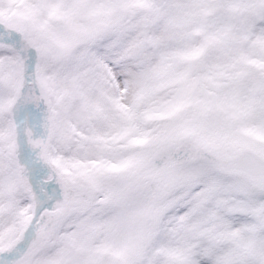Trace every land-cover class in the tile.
Wrapping results in <instances>:
<instances>
[{"label":"snow or ice","instance_id":"snow-or-ice-1","mask_svg":"<svg viewBox=\"0 0 264 264\" xmlns=\"http://www.w3.org/2000/svg\"><path fill=\"white\" fill-rule=\"evenodd\" d=\"M237 3L246 11L242 34L249 42L264 41V0H219L211 5L217 9L211 33L218 35L232 22L229 10ZM140 7L146 15L137 16L136 6L130 5L131 18L119 28L98 33L69 52L39 25L27 32L0 26V89L22 91L28 74L35 77L45 67L66 83L80 85L86 99L102 100L121 114V134H142L152 119L141 111L143 102L164 85V69L173 58L201 57L206 45L190 53L168 49L176 19L193 10L186 0ZM42 8L56 15L67 14L68 6L46 3ZM223 51L209 50L199 73ZM74 112L68 111L69 119ZM245 121L258 126L255 134H246L254 140L237 139L225 151L213 140L177 139L156 154L151 176L133 173L136 178H122L119 184L106 175H79L80 153L88 145L65 131L67 159L53 160L51 166L32 160L24 169L9 167L7 194L0 199L7 223L0 233L15 225L22 237L0 244V264H90L96 233L115 236L120 230L102 219L116 203L131 209L126 222L138 234L137 250L123 264H160L162 250L170 256L166 264H264V106L246 109ZM17 174L26 177L23 184ZM145 184L151 188L147 194Z\"/></svg>","mask_w":264,"mask_h":264},{"label":"rangeland","instance_id":"rangeland-1","mask_svg":"<svg viewBox=\"0 0 264 264\" xmlns=\"http://www.w3.org/2000/svg\"><path fill=\"white\" fill-rule=\"evenodd\" d=\"M218 2L193 0V10L184 21L192 23V36L202 39L206 45L201 57L211 49H222L223 55L199 76L189 75L181 81L165 79V90H172V94L160 101L162 111L151 116L142 134H121V114L114 113L102 100L86 99L80 85L66 83L45 68L39 71L42 77L35 76V82L40 105L45 108L40 118L41 127L50 136L49 155L44 160L47 165L51 166L53 160L67 159L63 155L65 131L88 145L80 153L78 174L106 175L113 184H119L122 178L151 176L158 163L156 154L177 139L205 144L213 140L225 151H229L237 139L250 140L252 136L246 134H255L258 126H249L245 121L246 109L250 107L247 101L264 90V41L249 42L240 30V23L234 20L218 35L212 34V24H207V20L216 15L217 9L211 5ZM46 3L68 6L67 14L48 15L42 8ZM85 3L86 0H0V22H11L8 17L18 13L14 9L23 6L22 12L31 19L29 29L37 25L46 28L57 47L68 52L99 33L82 19ZM196 5L203 7L196 9ZM33 8L38 11L34 12ZM125 11L128 12V8ZM173 34L176 38L185 37L180 27H176ZM2 41L0 36V46ZM13 100V92L0 89V199L7 194L4 186L8 183L10 165L24 169V163L38 156V139L24 137L14 141L13 135L20 123L15 125L10 115L16 117L19 112L21 119L25 102L13 111ZM70 109H75L72 119L67 115ZM161 124L162 129L158 127ZM25 180L26 177L18 175L19 183ZM4 216V209L0 208V227L7 223ZM119 229L115 236L96 233L90 264H123L137 250L136 226L131 231ZM21 237L22 233L18 234L12 225L0 233V244L14 243Z\"/></svg>","mask_w":264,"mask_h":264},{"label":"clouds","instance_id":"clouds-1","mask_svg":"<svg viewBox=\"0 0 264 264\" xmlns=\"http://www.w3.org/2000/svg\"><path fill=\"white\" fill-rule=\"evenodd\" d=\"M159 0H86L85 7L83 9V21L85 24L96 28L99 33H109L119 28L123 23L131 18L130 13L125 11L130 5L136 6L137 16H144L147 14L145 7H140L143 4H156ZM187 7H194L193 0H186ZM171 16H176L175 9H166ZM230 16L237 23H242L246 14L245 7L242 3H237L230 8ZM214 18L210 17L207 20V24H212ZM180 21L181 23H177ZM176 27H180L185 34L184 38L174 37L168 41V49L171 52H185L190 53L196 47L203 44V40L194 38L192 36L193 25L190 22L184 21L183 18H177L173 25V32ZM159 62V60H157ZM205 62L204 57H195L187 60H180L173 58L169 67L165 68L167 80L181 81L189 75L199 76L198 68ZM161 93L163 95H161ZM172 94V90H165V85H161L159 91L146 96L141 111L144 116H156L161 111L160 101L165 97ZM250 107L264 106V90L258 95L252 97L249 101ZM143 122V121H141ZM249 126H255L251 123H247ZM157 127V125H151ZM161 129L164 125H158ZM254 140V136L250 138ZM151 191V188H145V194ZM131 214V209L123 203H116L111 206L107 212L103 215L102 219L106 222H111L119 228H126L128 230H134V225L128 224L127 217ZM157 258L160 264H166V261L170 259L169 254L166 251H160L157 254Z\"/></svg>","mask_w":264,"mask_h":264},{"label":"bare ground","instance_id":"bare-ground-1","mask_svg":"<svg viewBox=\"0 0 264 264\" xmlns=\"http://www.w3.org/2000/svg\"><path fill=\"white\" fill-rule=\"evenodd\" d=\"M23 8H24L23 6L19 7V8L16 7L14 9V11H16L18 13L15 16L11 15V16L8 17V19H11V22H7L6 23V22L2 21L3 23L0 22V26L8 29L9 31H15V32L31 31V29H29V21H31V19H30V17L26 16L24 14V12H22ZM68 52H69V50H68ZM44 68L45 67H41L40 71H42ZM43 73H45V71H43ZM39 75L42 77L41 72H40ZM31 79L33 81H35V77L33 75H31V73H30L26 77L25 81L28 82V84H29ZM16 88H17L16 90H15V88L13 90V97L14 96L16 97V95H17L18 87H16ZM35 88H36V84L32 88L27 85V87L25 88V92H33V91L35 92ZM29 101H30L29 104L28 105L26 104L23 107V114L21 116V122H20L21 123L20 124V126H21L20 128L23 129V133H22L21 136L19 135V137H18L19 140L24 138L25 136L29 137V134H30L31 122H32L30 105L33 106L34 101L33 100H29ZM38 133L40 134V132L37 131V134ZM40 153L42 154V152H40ZM48 154H49V151H48ZM28 161L30 162L31 160H28ZM20 182H21V184H23L25 181H20Z\"/></svg>","mask_w":264,"mask_h":264},{"label":"water","instance_id":"water-1","mask_svg":"<svg viewBox=\"0 0 264 264\" xmlns=\"http://www.w3.org/2000/svg\"><path fill=\"white\" fill-rule=\"evenodd\" d=\"M30 85H33V83H30Z\"/></svg>","mask_w":264,"mask_h":264}]
</instances>
